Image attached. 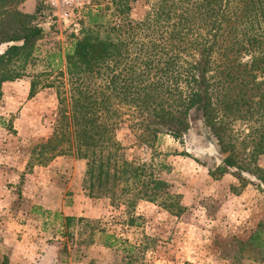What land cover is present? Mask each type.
Listing matches in <instances>:
<instances>
[{
	"label": "trees",
	"instance_id": "obj_1",
	"mask_svg": "<svg viewBox=\"0 0 264 264\" xmlns=\"http://www.w3.org/2000/svg\"><path fill=\"white\" fill-rule=\"evenodd\" d=\"M20 1L0 0V44H7L0 53V97L3 82L29 76L25 68L44 33L33 14L50 10L37 0L35 13H24ZM132 1L111 0L115 9L105 5V12L113 9L105 36L88 28L66 51L69 96L58 94L59 124L40 147L54 154L43 160L85 159L97 196L132 206L154 202L175 214L179 194L144 162L124 158L116 131L127 123L135 143L152 146L160 135L183 139L199 122L228 153L210 174L231 173L239 189L250 185L264 194V169L255 159L264 153V0H152L140 20L129 16ZM38 76L31 79L28 98L54 85ZM238 122L247 129L239 145ZM160 168L170 171L165 163ZM263 234L264 219L246 243L262 255ZM105 238L107 247L118 240Z\"/></svg>",
	"mask_w": 264,
	"mask_h": 264
},
{
	"label": "rangeland",
	"instance_id": "obj_2",
	"mask_svg": "<svg viewBox=\"0 0 264 264\" xmlns=\"http://www.w3.org/2000/svg\"><path fill=\"white\" fill-rule=\"evenodd\" d=\"M27 1L21 0L17 8L35 13L37 0L32 1L34 7ZM148 1H132L129 16H148ZM93 4L67 18L51 10L33 14V23L44 33L25 68L29 76L1 85L0 264H264V254L246 244L264 219V194L250 185L239 189L231 173L218 178L210 174L218 165L192 150V144L205 146V134L210 135L206 129L202 132L199 122L183 139L160 135L152 146L135 143L127 123L116 131L123 157L144 162L179 194L181 206L175 214L154 202L139 200L132 206L97 196V187L91 189L85 175V159L58 155L43 160L54 154L40 147L59 124L58 94L69 96L66 51L88 28L105 36V21L113 11L105 12V5L115 9L111 0ZM6 46L0 44V53ZM37 75L54 85L28 98L31 79ZM64 107L68 115V99ZM243 132L245 125L236 123L237 145ZM255 159L264 169V153ZM164 163L169 172L160 168ZM105 234L118 239L112 247L104 246Z\"/></svg>",
	"mask_w": 264,
	"mask_h": 264
},
{
	"label": "built area",
	"instance_id": "obj_3",
	"mask_svg": "<svg viewBox=\"0 0 264 264\" xmlns=\"http://www.w3.org/2000/svg\"><path fill=\"white\" fill-rule=\"evenodd\" d=\"M51 11L62 14L65 18L79 14L94 6V0H41Z\"/></svg>",
	"mask_w": 264,
	"mask_h": 264
},
{
	"label": "water",
	"instance_id": "obj_4",
	"mask_svg": "<svg viewBox=\"0 0 264 264\" xmlns=\"http://www.w3.org/2000/svg\"><path fill=\"white\" fill-rule=\"evenodd\" d=\"M193 128H196L193 126ZM200 129L204 133V127L201 126ZM206 136V145L205 146H197L192 144V150L196 156L207 157L214 160L216 165H219L227 156L226 154H222L216 143L212 141V137L210 135L205 134Z\"/></svg>",
	"mask_w": 264,
	"mask_h": 264
},
{
	"label": "crops",
	"instance_id": "obj_5",
	"mask_svg": "<svg viewBox=\"0 0 264 264\" xmlns=\"http://www.w3.org/2000/svg\"><path fill=\"white\" fill-rule=\"evenodd\" d=\"M33 0H29V1H27V2H25L28 6H30V7H34L35 6V4L32 2ZM29 2V3H28Z\"/></svg>",
	"mask_w": 264,
	"mask_h": 264
}]
</instances>
